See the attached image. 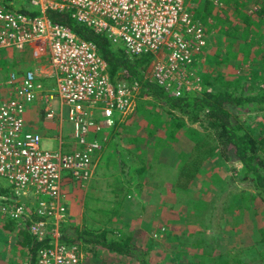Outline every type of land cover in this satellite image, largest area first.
Here are the masks:
<instances>
[{"label": "built area", "instance_id": "built-area-1", "mask_svg": "<svg viewBox=\"0 0 264 264\" xmlns=\"http://www.w3.org/2000/svg\"><path fill=\"white\" fill-rule=\"evenodd\" d=\"M245 1L249 14L264 6V0ZM204 2L218 11L227 9L225 0ZM21 5L37 14H24L17 8ZM196 9L195 0H0V53L33 62L0 81V180L34 203L2 198L0 211L3 219L27 224L35 241L49 239V246L37 253V264H80L77 247L59 243V228L69 219L65 181L82 186L91 179L101 150L96 137L133 113L142 90L136 80L114 85L95 46L52 23L47 13H69L131 59L151 56L153 64L143 79L181 98L203 90L200 59L209 34L195 17ZM53 104H58L57 113ZM35 106L47 123L56 120L57 140L28 130L25 113ZM65 119L75 142L64 145ZM44 139L57 141L56 148L43 149Z\"/></svg>", "mask_w": 264, "mask_h": 264}, {"label": "rangeland", "instance_id": "rangeland-1", "mask_svg": "<svg viewBox=\"0 0 264 264\" xmlns=\"http://www.w3.org/2000/svg\"><path fill=\"white\" fill-rule=\"evenodd\" d=\"M195 2L197 7L205 3L204 0ZM208 34V49L204 59H200L203 90L196 95L204 91L234 92L241 83L246 91L264 83L252 79L250 61L256 55L251 52L249 43L227 39L221 32L210 31L209 27ZM260 36L264 37L262 24L252 34L262 44L264 40ZM243 51L251 53L246 56ZM219 52L221 55H217ZM9 54L0 53V81L11 70L33 66L29 57L17 59ZM262 57L264 60V54ZM259 66L261 68L255 70L264 75L261 62ZM137 104L133 113L117 122L115 130L96 137L101 150L95 157L91 179L82 186L65 181L69 219L62 225L94 231L107 229L118 234L123 231L125 237L132 236L134 247L145 254L147 264H264V256H255L256 252L264 253V236L261 235L264 201L249 181L240 180L232 171L237 164L231 165L218 155L213 156L188 191L174 189L177 168L194 145V135L200 132L198 125L188 123L184 116L169 111L149 96L141 97L136 107ZM39 106L26 112L25 118L28 130L41 134L47 126L35 128L40 123L37 122L42 112ZM53 108L57 113L58 104H53ZM144 108H153V115L158 117L155 127L144 118ZM228 108L246 124L262 121V113L245 111L244 106L235 110ZM165 111L170 115H163ZM173 118H181L184 125L179 126ZM54 127L56 130L51 137L57 140V123ZM62 138L64 145L75 142L72 126L66 119ZM92 138L90 136L89 140ZM56 142L44 139L41 146L53 150ZM1 185L9 186L4 181ZM16 197L15 201L34 204L24 195ZM2 215L0 211V264H29L27 250L18 240V233L25 224L5 229L8 222L2 220ZM26 228L28 231V226ZM77 249L80 264H137L128 256L108 252L95 256L80 246Z\"/></svg>", "mask_w": 264, "mask_h": 264}, {"label": "trees", "instance_id": "trees-1", "mask_svg": "<svg viewBox=\"0 0 264 264\" xmlns=\"http://www.w3.org/2000/svg\"><path fill=\"white\" fill-rule=\"evenodd\" d=\"M225 1L228 9L215 11L211 5L204 3L201 7H197L195 17L206 24L210 31L216 30L221 32L227 39L249 43L251 52L253 51L256 55L253 56L254 60L250 61L251 69L254 72L252 79L256 83H261L264 81V75L255 68H261L259 62L264 67L262 57L264 42L260 44L256 37H252V34L255 28H259V24L264 25V6L259 12L254 13L255 15H249V3L247 1ZM17 8L29 16L37 14L35 10H27L22 6ZM47 17L52 23L68 27L79 38L89 41L95 46L99 56L107 64L108 74L114 85L136 80L142 86L140 97L147 95L169 111L184 116L188 123L198 125L200 132L194 135V145L177 168V174L172 185L174 189L188 191L206 166V163L213 156L218 155L226 163L237 164V167L234 166L232 171L240 180L249 181L264 201V83L259 84L260 87L246 91L243 83H241L234 92L228 90L220 93L204 91L201 95L186 94L181 98H172L153 82L143 79L144 72L151 63V56L146 55L132 59L127 57L122 49L113 46L107 37L94 34L91 29L78 24L71 18L69 13L50 11L47 13ZM208 20H210V23ZM255 20L258 22L256 23ZM218 26H220V29H217ZM260 38L264 40L263 36H260ZM243 52L246 56L251 53ZM219 54L221 55L220 52L217 55ZM258 55H260V58ZM207 84L210 87V84ZM138 105L136 108H138ZM229 106L233 110L238 109L239 106H244L245 111L262 113V121L257 124H246L233 115L231 108H228ZM151 110L144 108L142 112L144 118L148 119L149 123L155 127L158 117L153 115L154 111ZM165 112L163 115H170L167 111ZM37 122H40L41 126H45L40 119ZM173 122L179 126L185 123L181 118H173ZM46 128L47 135L53 136L52 133L55 127L49 128L47 126ZM35 132L40 133L39 131ZM2 181L0 180V199L5 198L6 201L3 202L13 203L17 198L16 194L10 186L3 187L1 185ZM116 212H114V215ZM2 220L8 222L4 227L5 229L18 225L16 222ZM27 226L25 224L23 230L18 233V240L21 241L19 243L22 247L27 250L29 264H37V253L41 248L49 246V239L42 243L35 241L27 231ZM59 231L60 244L80 246L83 250L95 256H98L101 252H108L128 256L137 264H147L144 259L145 254L140 253L134 247L132 236L125 237L123 231L118 234L109 232L107 229L94 231L86 227L79 229L65 224L61 225ZM261 235L263 238L264 232L262 230ZM178 243V246L181 247L179 239ZM256 254L257 257L264 256L263 252H256Z\"/></svg>", "mask_w": 264, "mask_h": 264}, {"label": "crops", "instance_id": "crops-1", "mask_svg": "<svg viewBox=\"0 0 264 264\" xmlns=\"http://www.w3.org/2000/svg\"><path fill=\"white\" fill-rule=\"evenodd\" d=\"M26 57H27V56H26ZM22 58H23V57H21V59H22ZM27 69H28V68H27ZM31 110H33V107H32V109H29L27 112H30ZM39 115H40V120H41V122H42L43 125H45V126H49V128H54V125L57 123L56 120L54 121L55 123L52 125L51 123H47V122L45 121L43 112H41V114H39ZM25 121H26L27 126H28V121L26 120V118H25ZM37 128H39V129L42 128L41 123H39V126L37 125ZM46 129H47V128H45V129L43 130V132H41L42 135H47V134H48V132L46 131ZM48 130H49V129H48ZM54 130H55V129H54Z\"/></svg>", "mask_w": 264, "mask_h": 264}]
</instances>
